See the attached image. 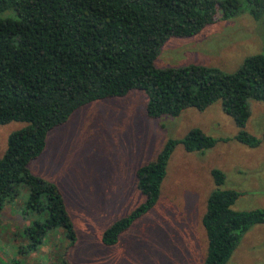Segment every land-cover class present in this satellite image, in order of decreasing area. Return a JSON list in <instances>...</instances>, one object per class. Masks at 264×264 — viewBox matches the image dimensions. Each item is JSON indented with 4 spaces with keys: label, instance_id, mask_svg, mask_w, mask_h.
I'll return each instance as SVG.
<instances>
[{
    "label": "trees",
    "instance_id": "obj_1",
    "mask_svg": "<svg viewBox=\"0 0 264 264\" xmlns=\"http://www.w3.org/2000/svg\"><path fill=\"white\" fill-rule=\"evenodd\" d=\"M7 11L11 15L0 16V125H25L9 134L0 156V215L25 186V208L42 216L23 229L28 246H64L60 264H67L76 229L60 188L29 165L44 150L49 131L81 106L137 89L147 96L146 114L157 118L189 107L204 110L219 100L237 127L235 140L250 147L264 141V133L258 138L245 130L248 100L264 101V53L245 57L232 72L203 64H154L168 38L195 35L216 17L244 11L260 20L264 0H0V14ZM217 141L198 127L169 139L155 159L136 170L144 201L108 225L101 242L114 245L156 204L177 144L203 152ZM210 175L216 186L225 181L221 169L212 168ZM238 195L233 189L209 193L201 218L207 241L202 264H226L243 234L264 223V207L232 209ZM57 228L63 238L49 233Z\"/></svg>",
    "mask_w": 264,
    "mask_h": 264
},
{
    "label": "rangeland",
    "instance_id": "obj_2",
    "mask_svg": "<svg viewBox=\"0 0 264 264\" xmlns=\"http://www.w3.org/2000/svg\"><path fill=\"white\" fill-rule=\"evenodd\" d=\"M258 53H264V17L254 20L244 11L229 19L216 17L195 35L168 38L154 64H203L232 72L245 57ZM146 102V94L135 89L81 106L49 131L44 150L29 165L33 174L55 183L63 193L77 234L67 264H202L207 241L201 218L213 189L237 191L232 205L236 211L264 207V141L250 147L235 140L237 127L219 100L204 110L189 107L177 116L157 118L146 114ZM248 103L245 130L261 138L264 101ZM24 125H0V156L9 134ZM194 127L216 138L215 146L189 152L177 144L156 204L114 245H104L103 230L144 201L136 186L137 168L155 159L169 139H181ZM215 167L225 173L220 186L210 175ZM27 194L21 186L0 215V264H60L64 246H28L23 229L42 216L25 208ZM53 232L63 238L62 229ZM226 264H264V223L243 234Z\"/></svg>",
    "mask_w": 264,
    "mask_h": 264
}]
</instances>
